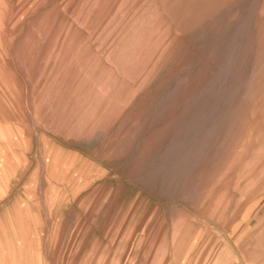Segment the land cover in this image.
<instances>
[{"label": "rangeland", "instance_id": "obj_1", "mask_svg": "<svg viewBox=\"0 0 264 264\" xmlns=\"http://www.w3.org/2000/svg\"><path fill=\"white\" fill-rule=\"evenodd\" d=\"M0 264H264V0H0Z\"/></svg>", "mask_w": 264, "mask_h": 264}, {"label": "crops", "instance_id": "obj_2", "mask_svg": "<svg viewBox=\"0 0 264 264\" xmlns=\"http://www.w3.org/2000/svg\"><path fill=\"white\" fill-rule=\"evenodd\" d=\"M6 171H7V168H6Z\"/></svg>", "mask_w": 264, "mask_h": 264}]
</instances>
